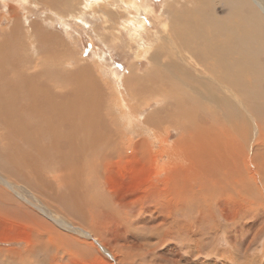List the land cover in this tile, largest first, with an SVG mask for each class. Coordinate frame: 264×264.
Segmentation results:
<instances>
[{
  "label": "rangeland",
  "instance_id": "374dc122",
  "mask_svg": "<svg viewBox=\"0 0 264 264\" xmlns=\"http://www.w3.org/2000/svg\"><path fill=\"white\" fill-rule=\"evenodd\" d=\"M51 1L0 0V32L9 37L0 58L11 73L31 61L59 94L73 84L67 72L87 68L100 88L96 125L110 156L70 164L76 182L64 189L78 191L70 203L39 180L34 187L27 172L0 169V264H169L171 253L175 264H264V81L259 113L240 95L237 112L224 105L232 91L207 80L167 28V9L190 0ZM202 1L222 18L234 8ZM247 2L264 20V0ZM32 26L57 48L30 35ZM22 144L0 159L13 160ZM42 169L55 182L47 162Z\"/></svg>",
  "mask_w": 264,
  "mask_h": 264
},
{
  "label": "bare ground",
  "instance_id": "6f19581e",
  "mask_svg": "<svg viewBox=\"0 0 264 264\" xmlns=\"http://www.w3.org/2000/svg\"><path fill=\"white\" fill-rule=\"evenodd\" d=\"M195 1L196 5L190 0L189 7L185 9L176 10L172 7L167 9L171 19L168 30L171 28L174 31L173 35L180 41L186 53L197 60L198 65L206 71L207 80L214 81L220 90L232 91L231 101L227 96L226 98L219 96L221 101L225 102V106L232 104V113L237 112L233 100L238 98V95L246 98L248 103L252 102L251 107L259 113L260 109L258 110L259 107L254 102L261 98L262 91L261 89V92L259 91V86L264 81L263 17L252 10L247 0H229L234 8L223 18L215 15L209 1L206 4L202 0ZM53 4L56 5L54 1ZM256 23L259 24L258 27ZM31 30L33 31L29 34L32 33L34 37L40 29L32 26ZM36 37L43 38L41 39L43 45L51 46L53 43L54 46L56 43L52 36L37 35ZM8 42L9 37H5L0 32L1 57L5 50L9 49L6 48ZM19 48V51L23 52L26 49L28 51L30 46L22 45ZM158 56L155 55L153 60L157 62L160 59ZM31 63L25 59L21 67L11 73L6 70L4 59L0 58V132L4 130L8 133V136L0 137L6 140V146L0 147V151L7 153L12 142L24 141L23 149L18 148V155L13 160L12 157L1 154L9 160L6 158L7 162H5L0 159V169L27 172L35 179L34 187H39L37 185L39 180L61 203L65 201L70 203L68 197L78 193L75 187L64 189L67 184L73 185L76 182L70 164L76 163L73 168L75 169L84 161H97L101 157L109 159L110 156L104 151L111 144L101 145L103 139L96 125L99 121L97 110L95 111L94 108L99 101L100 88L87 68L77 67L74 71L67 72L69 75L67 82L73 81L71 89L65 91V94H59L47 88L45 82L41 80L42 73L32 71ZM166 67L176 69L171 63ZM198 84L204 86L207 81ZM253 84H255L254 88ZM209 90L212 97L208 98L211 101L217 100L218 96L212 94L214 90L216 91V87H209ZM180 98L182 99V96ZM187 103L182 99V102L178 101L176 105L185 107ZM192 110L185 113L184 117H194ZM177 117L180 118L179 115ZM41 142L43 146L40 145ZM43 162H47L48 167L56 173L55 182L46 178L42 169ZM59 170L63 174L59 175ZM77 199L73 201L76 202ZM81 234L90 237L87 232ZM170 255L171 257L167 258L168 263L175 264L174 255L172 253Z\"/></svg>",
  "mask_w": 264,
  "mask_h": 264
},
{
  "label": "crops",
  "instance_id": "0c3cea01",
  "mask_svg": "<svg viewBox=\"0 0 264 264\" xmlns=\"http://www.w3.org/2000/svg\"><path fill=\"white\" fill-rule=\"evenodd\" d=\"M51 249V248H50ZM55 249H56V247H52V251H55ZM26 262H28V263H25V264H32L31 262H32V259L31 258H29ZM15 264V263H14Z\"/></svg>",
  "mask_w": 264,
  "mask_h": 264
}]
</instances>
